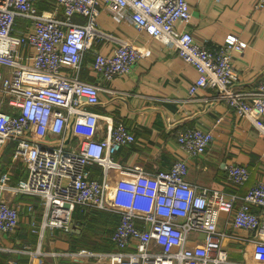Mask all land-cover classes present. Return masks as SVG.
I'll return each mask as SVG.
<instances>
[{"label": "built area", "instance_id": "1", "mask_svg": "<svg viewBox=\"0 0 264 264\" xmlns=\"http://www.w3.org/2000/svg\"><path fill=\"white\" fill-rule=\"evenodd\" d=\"M49 3L50 8L38 10V0H0V151L11 144L12 158L21 160L26 172L15 184L9 183L8 172L0 174V235L19 225V210L2 195L12 190L38 198L40 219L31 204L28 209L33 212L32 230L40 234L45 229L70 232L76 207L117 213L111 235L114 249L98 254L104 264L230 263L222 247L226 238L264 247V178L238 195L190 183L182 158L156 171L123 166L114 159L113 154L136 137L122 120L89 108L100 101L101 80L125 75L148 50L123 41L112 54L94 51L90 68L96 80L80 77L93 25L104 9L114 22L129 20L135 30L170 47L194 68L188 99L201 87L216 89V98L264 138V80L247 89L235 87L239 73L232 55L242 52L245 41L233 33L219 44L196 40L189 29L188 0ZM263 6L264 0L254 4L255 9ZM78 15L86 22L75 21ZM17 17L28 23L18 35L13 33ZM102 122L104 132L98 133ZM212 137L210 130L196 126L176 131L177 143L190 156L204 153ZM261 156L264 160V150ZM91 163L101 166V181L89 177ZM223 169L236 188L250 175L236 162L224 163ZM110 170L119 173L112 186ZM220 213L229 217L226 226L252 235L219 229Z\"/></svg>", "mask_w": 264, "mask_h": 264}, {"label": "crops", "instance_id": "2", "mask_svg": "<svg viewBox=\"0 0 264 264\" xmlns=\"http://www.w3.org/2000/svg\"><path fill=\"white\" fill-rule=\"evenodd\" d=\"M46 9L50 8L49 0ZM258 0H188L191 10L189 29L198 41L219 44L227 34L233 33L244 40L242 52L233 53V66L239 73L235 87L247 89L264 80V6L255 9ZM44 8L39 7L38 10ZM61 16V15H60ZM74 20L85 23L78 15ZM27 21L17 17L13 33H23ZM89 50L85 53L80 77L96 80L90 64L93 53L109 55L123 41H132L149 54L137 60L128 73L112 81L101 80L99 103L88 107L100 116L122 120L136 137L135 142L122 146L113 157L123 166L140 165L145 170L165 169L176 158L185 159L188 165L186 179L193 184L207 186L227 193L243 195L258 179L264 178V138L247 121L235 115L232 109L216 98V89L201 87L188 99L187 88L196 76L194 68L185 64L170 47L151 40L147 33L138 32L129 20L114 22L102 9L96 17L90 35ZM30 49L26 48V53ZM100 123L98 133L104 132ZM201 127L212 132V140L206 151L190 156L176 141V131L184 127ZM97 133V134H98ZM5 147L0 151L2 172L9 173V183L25 176L13 166ZM15 162V160H14ZM245 165L250 172L248 180L239 188L226 178L224 163ZM13 167V169H12ZM89 177L101 181V166H87ZM119 173L110 170L109 185L115 184ZM6 201L19 210V225L0 235V264H104L98 254L114 249L111 235L118 223L117 213L98 208L76 207L72 214V229L32 230L33 212L41 217L38 198L17 195L12 190L2 191ZM240 204L237 200L235 207ZM228 215L220 213L219 229L250 234L243 229L226 226ZM72 235V236H70ZM222 247L227 251L230 263L264 264V247L253 242L226 238ZM35 252H31L34 251ZM38 250V251H37ZM80 250L88 254H80Z\"/></svg>", "mask_w": 264, "mask_h": 264}, {"label": "trees", "instance_id": "3", "mask_svg": "<svg viewBox=\"0 0 264 264\" xmlns=\"http://www.w3.org/2000/svg\"><path fill=\"white\" fill-rule=\"evenodd\" d=\"M47 6V3H46V1L45 0H39V7H41V8H45ZM6 150H7V152H8V157H11V153H12V145L11 144H8L7 146H6ZM2 167H0V172L2 171V169H1ZM22 171H16V173H18L17 175H16V177H19V176H21L23 173H21ZM70 236H72V235H70Z\"/></svg>", "mask_w": 264, "mask_h": 264}, {"label": "rangeland", "instance_id": "4", "mask_svg": "<svg viewBox=\"0 0 264 264\" xmlns=\"http://www.w3.org/2000/svg\"><path fill=\"white\" fill-rule=\"evenodd\" d=\"M12 162H13V166L18 167L21 169V171H23V165H22L21 160H15V162L13 160ZM12 169H13V167H12ZM30 197L35 198L34 196H30Z\"/></svg>", "mask_w": 264, "mask_h": 264}]
</instances>
